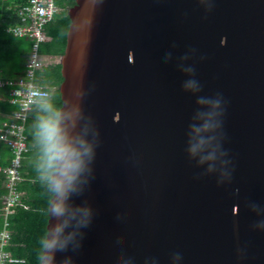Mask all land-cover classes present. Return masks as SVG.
<instances>
[{"label":"water","instance_id":"1","mask_svg":"<svg viewBox=\"0 0 264 264\" xmlns=\"http://www.w3.org/2000/svg\"><path fill=\"white\" fill-rule=\"evenodd\" d=\"M69 15L54 264H264V0Z\"/></svg>","mask_w":264,"mask_h":264},{"label":"trees","instance_id":"2","mask_svg":"<svg viewBox=\"0 0 264 264\" xmlns=\"http://www.w3.org/2000/svg\"><path fill=\"white\" fill-rule=\"evenodd\" d=\"M26 2L27 0H7L6 2L0 0V78L3 79H17L27 72L26 67L31 58L34 43L15 38L8 33L11 27L19 24L18 16L10 8L21 7ZM58 5L65 11L47 28L50 41L44 44L42 49V55L46 59H61L65 55L72 26L69 10L77 5V0H58ZM62 72L61 65H52L47 66L41 74L42 85L54 91L50 102L59 111L64 106L60 93L64 83ZM9 100L10 90L0 89V128L5 123L11 122V117L20 110ZM39 114L37 108L28 127L32 150L27 154L22 170L24 181L20 185V190L25 195L24 205L18 208L11 221L13 238L10 250L13 257L21 261L17 264H42L41 242L48 237L50 205L55 195L51 187L41 180L36 168L39 148L34 137V125ZM0 154L4 159L2 164L8 166L12 159L11 150L4 147ZM4 183V175L0 173V209L2 198L7 194ZM1 227L0 218V229Z\"/></svg>","mask_w":264,"mask_h":264},{"label":"built area","instance_id":"3","mask_svg":"<svg viewBox=\"0 0 264 264\" xmlns=\"http://www.w3.org/2000/svg\"><path fill=\"white\" fill-rule=\"evenodd\" d=\"M6 2L7 0H1ZM19 18V24L8 30L15 38L25 39L34 43L27 72L17 79L0 78V89L10 90V102L20 110L11 117V122L0 128V153L2 149L11 150L12 159L8 166L2 164L0 154V173L5 178L7 194L2 198L0 218V264H17L21 261L13 257L11 221L19 207L24 205V193L20 185L24 181L23 168L26 156L32 150L29 142L28 127L37 102L42 94L47 95L49 102L53 92L42 85L41 74L47 67L46 58L42 55L44 44L50 41L47 28L57 16L65 10L58 5V0H27L21 7L10 8Z\"/></svg>","mask_w":264,"mask_h":264},{"label":"clouds","instance_id":"4","mask_svg":"<svg viewBox=\"0 0 264 264\" xmlns=\"http://www.w3.org/2000/svg\"><path fill=\"white\" fill-rule=\"evenodd\" d=\"M39 116L36 119L34 137L39 148L36 168L43 180L51 189L60 194L63 191L65 182L70 179L65 170L66 164V144L61 129V114L51 102L46 94H42L37 102ZM196 147L192 149L195 153ZM63 209L57 205L54 209L55 215H60ZM57 232L60 231L58 228ZM58 239H43L42 264H54V253L57 250ZM62 247V246H61Z\"/></svg>","mask_w":264,"mask_h":264},{"label":"crops","instance_id":"5","mask_svg":"<svg viewBox=\"0 0 264 264\" xmlns=\"http://www.w3.org/2000/svg\"><path fill=\"white\" fill-rule=\"evenodd\" d=\"M60 61H61L60 58H58V59H47L46 65L47 66H52L53 64L60 65Z\"/></svg>","mask_w":264,"mask_h":264},{"label":"rangeland","instance_id":"6","mask_svg":"<svg viewBox=\"0 0 264 264\" xmlns=\"http://www.w3.org/2000/svg\"><path fill=\"white\" fill-rule=\"evenodd\" d=\"M11 28H13V27H11ZM11 28H10V29H11ZM53 65H56V64H53Z\"/></svg>","mask_w":264,"mask_h":264}]
</instances>
